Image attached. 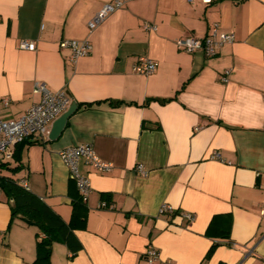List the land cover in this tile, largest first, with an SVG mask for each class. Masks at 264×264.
Instances as JSON below:
<instances>
[{"label":"crops","instance_id":"obj_1","mask_svg":"<svg viewBox=\"0 0 264 264\" xmlns=\"http://www.w3.org/2000/svg\"><path fill=\"white\" fill-rule=\"evenodd\" d=\"M110 1L0 0V117L38 102L37 81L78 103L58 138L53 121L0 160V175L25 180L82 244L73 253L55 241L51 264H264V0H123L91 31ZM216 22L236 36L216 56L178 49L177 39L206 36ZM85 38L91 54L72 62L61 40ZM141 56L159 62L155 73L133 70ZM88 143L114 169L82 161L93 187L83 200L60 152ZM12 202L0 188V264H33L39 228L13 219ZM163 204L195 220L161 213Z\"/></svg>","mask_w":264,"mask_h":264},{"label":"built area","instance_id":"obj_2","mask_svg":"<svg viewBox=\"0 0 264 264\" xmlns=\"http://www.w3.org/2000/svg\"><path fill=\"white\" fill-rule=\"evenodd\" d=\"M193 2L194 0H189ZM211 1V0H206ZM123 0H113L106 2L102 8L96 13L94 18L89 22L90 30H94L107 17L122 8ZM147 30H156L155 24L145 22ZM236 36L233 31L222 30L221 25L216 22L212 25L211 31L206 36H198L188 33L176 40L179 50L185 52H196L203 50L208 56H216L227 45L235 41ZM20 47L27 50H35L36 42L31 39H22ZM62 48L71 49V61L77 62L81 57L87 56L92 52V43L89 38L85 39H63L60 42ZM159 62L149 56H141L134 65L133 70L142 75H151L156 72ZM232 68H227L222 75L224 82L229 81ZM35 92L41 94V99L30 106L21 116L16 119H4L0 117V160L12 158L15 145L23 142L33 134L44 136L49 131V124L64 113L70 106V97L65 89L52 91L45 82L37 81L35 84ZM4 104H8V98L3 99ZM60 155L66 165L69 167L70 176L76 182L83 200H87L93 191L91 180L81 172L80 165L82 161L92 165L96 170L101 172H111L114 164L103 160L96 152L93 144H76L61 150ZM213 159H222L221 153L214 152L211 156ZM137 171L143 175H147V169L142 165H137ZM22 185L29 189L28 183L24 180ZM102 207H106L107 203L102 202ZM161 213H179L183 215L189 222L195 220V214L188 211H177L171 204H163L160 208ZM264 212V207H263ZM3 231L0 230V237ZM145 258L149 263H154L161 259V252L154 245H149ZM167 264H172L167 262Z\"/></svg>","mask_w":264,"mask_h":264},{"label":"trees","instance_id":"obj_3","mask_svg":"<svg viewBox=\"0 0 264 264\" xmlns=\"http://www.w3.org/2000/svg\"><path fill=\"white\" fill-rule=\"evenodd\" d=\"M0 188L4 189L13 201L12 218L20 216L28 224L39 228L37 233L38 254L33 264H51L50 258L55 241L65 242L73 253L81 249L82 244L76 237L71 223L64 221L39 196L9 176L0 175ZM79 214L75 210L73 217Z\"/></svg>","mask_w":264,"mask_h":264},{"label":"water","instance_id":"obj_4","mask_svg":"<svg viewBox=\"0 0 264 264\" xmlns=\"http://www.w3.org/2000/svg\"><path fill=\"white\" fill-rule=\"evenodd\" d=\"M77 107H78V103L76 101H73L70 104L69 108L54 120L49 134V137L51 139H56L63 133L69 116L77 109Z\"/></svg>","mask_w":264,"mask_h":264}]
</instances>
